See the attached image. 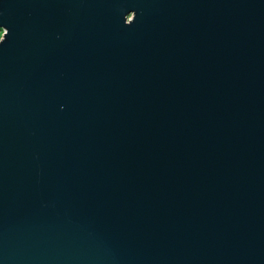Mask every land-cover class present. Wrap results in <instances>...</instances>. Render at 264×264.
I'll return each mask as SVG.
<instances>
[{
    "label": "water",
    "instance_id": "obj_1",
    "mask_svg": "<svg viewBox=\"0 0 264 264\" xmlns=\"http://www.w3.org/2000/svg\"><path fill=\"white\" fill-rule=\"evenodd\" d=\"M0 264H264V0H0Z\"/></svg>",
    "mask_w": 264,
    "mask_h": 264
},
{
    "label": "snow or ice",
    "instance_id": "obj_2",
    "mask_svg": "<svg viewBox=\"0 0 264 264\" xmlns=\"http://www.w3.org/2000/svg\"><path fill=\"white\" fill-rule=\"evenodd\" d=\"M0 37H2V35H0Z\"/></svg>",
    "mask_w": 264,
    "mask_h": 264
}]
</instances>
